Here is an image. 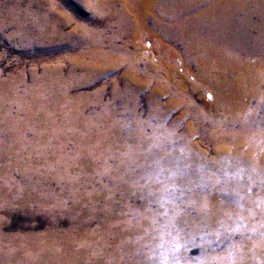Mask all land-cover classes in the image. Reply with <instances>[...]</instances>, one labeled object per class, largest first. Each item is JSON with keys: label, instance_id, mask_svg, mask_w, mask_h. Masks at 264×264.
I'll use <instances>...</instances> for the list:
<instances>
[{"label": "bare ground", "instance_id": "obj_1", "mask_svg": "<svg viewBox=\"0 0 264 264\" xmlns=\"http://www.w3.org/2000/svg\"><path fill=\"white\" fill-rule=\"evenodd\" d=\"M67 1L74 14L83 7L90 14L79 37L65 31L73 22L56 2L0 0V27L14 30L8 39L36 48L52 66L32 71L30 81L37 80L25 88L21 79L0 78L7 143L0 141V264H264V38L250 37L238 16L217 12L242 0L138 2L155 32L196 36L197 53L187 49L185 63L200 67L202 83H209L203 71L211 59L238 68L240 83L238 92L213 84L216 102L197 105L194 90L165 72V84L154 82L146 120L139 96L152 80L138 74L126 76L124 95L113 88L111 105L103 103V88L90 99L76 91L132 64L117 45L126 35L138 33L139 46L151 48L145 26L131 23L130 0ZM12 14L20 31L6 22ZM182 23L191 31L177 30ZM85 44L92 45L88 61ZM150 60L158 64L153 54ZM69 61L77 63L64 70ZM11 77L28 83L24 72ZM180 108L186 113L170 124ZM196 138L212 145V156ZM15 212L29 222L6 232Z\"/></svg>", "mask_w": 264, "mask_h": 264}, {"label": "rangeland", "instance_id": "obj_2", "mask_svg": "<svg viewBox=\"0 0 264 264\" xmlns=\"http://www.w3.org/2000/svg\"><path fill=\"white\" fill-rule=\"evenodd\" d=\"M51 1L56 2L62 9L68 12L66 15L63 16L65 20L67 18H70L73 22L72 25H68L65 28V31L67 32L72 30L75 32L77 37L81 36V33L79 32L78 28L80 27L81 24H87L85 21L90 16L89 13L83 11L87 7H83L80 10L78 9L80 13L79 14L76 13L77 14L76 15L74 14V11H77V9L74 8L76 7V5L73 1H67V0H51ZM104 1L107 2V0ZM130 2H131V7L133 8L132 12L130 13L131 23L143 24L145 26L141 29V31L147 32V35L150 37L151 48L148 49L147 47H144L142 49L139 46L138 33L134 35H130V34L126 35L120 41V43H117V45L123 47L122 54L126 52V55L122 57L123 62L128 61V62H132V64L130 66H126V64L120 66L116 72L111 74L110 77L108 76L109 78L107 76L105 78H101V77L97 78V75H89L85 71L78 70L75 74L92 79L97 78V81H93L90 79L88 81L89 86H85L76 90L79 94H84L85 96H88L90 99L94 92H96L100 88H103L104 89L103 103H108L111 105L113 88H117V91H119L118 93L120 95H124L125 94L124 85H123L124 79L126 78L127 75H130V77L127 78L126 80L127 81L131 80V78L134 75L138 74L140 78L150 81L152 80V82L148 84V87H145L146 89L144 88L145 91L142 92L139 96L138 115L141 118V120H146L148 118L149 110H150L149 100L154 95V91L156 87H159L156 86L154 82H156L160 78V81L165 84L163 78L166 76L165 74L169 72L177 76V79L180 80L184 89L188 91L194 90L193 94L195 95L197 105H203L204 103H208V101L209 104H214L216 102L217 97L213 91V84L214 87L223 86L230 92H238L240 90L239 69L233 66H220L215 62L214 59H211L206 63L207 66L203 71V75L207 76L210 84L204 82L202 83L200 79L201 76L197 77V73L200 74L199 71H201L200 67L199 66L190 67L185 63V59H187L185 52L187 51V49H188V53H187L188 55H191L194 52L197 53L196 50L195 51L191 50V48L194 49L195 47H192L190 41V38H196V36L194 34H189V37L186 38L181 36V34L179 33V34H175L174 35L175 39L172 40V35L171 33H169V35L171 36V40L170 42H168L167 37L169 35L166 32L161 31L160 29H158V31L155 32L152 29L153 27L152 25L144 24L145 21L149 22L150 20H152V15H149L144 19L145 8L138 9L135 7L138 5V2H140V0H130ZM136 12H139L140 15L141 13L143 14L141 16L142 18L141 21H136L134 17ZM217 12L219 13L220 16H224L223 15L224 12L230 13L229 15L231 17L238 16L242 25L244 26L245 30L247 31L250 37L262 36L264 38V0H242L238 4L230 2L227 4L224 10L218 8ZM4 13L5 12H2L1 14ZM82 18H86V20L83 21ZM15 20H16V15L12 14L10 18L6 20V22L11 24V27H15L17 31H20L16 27L17 25L14 24ZM95 21L98 22L97 24L102 25L101 20L95 19ZM26 23L29 24L28 21H26ZM177 30L191 31L188 23H182L177 28ZM13 32L14 30L12 29L3 30L0 27V78L2 79L1 82L21 79L22 84L20 85V87L23 88L29 87L33 84L35 80H37L34 79L30 81L31 72L35 71L39 75L42 72L41 67L43 65L48 66V64H46L45 60H40V56L37 55L38 51L36 50V48L25 47L22 43L19 42V40L17 41L9 40L7 35ZM91 46H92L91 44L89 45L85 44L80 49V51L86 55L85 61L89 60L87 53L90 51ZM100 46H103V48H109V45L105 40L101 41ZM144 49L149 50L147 51L148 55L145 54L146 51H144ZM196 49H198L199 51L198 47H196ZM152 54L157 59L159 65L153 64L151 62L150 56ZM249 62L250 64H255V62H257V58L254 56L250 57ZM76 63L77 62L74 61L67 62L64 65V70L73 67ZM260 65L264 66V58L260 60ZM48 67H52V66H48ZM19 72H24L28 83H24L23 78L11 77L17 75ZM165 102L166 99L163 98L161 100L162 105L158 108L160 113L166 111V108L164 106ZM3 104H4V100L0 98V106H2ZM185 113L186 112L184 111L183 108L175 110L172 116L169 118L170 124L173 123L176 117H182V115ZM116 114L118 118L123 117V110L117 109ZM2 124H4V121H2ZM179 127H180V129L178 130L179 133H184L183 130H185L186 126L183 123H181ZM92 132H95V130H92ZM2 136L3 134H0V141L3 142L4 144H7L6 141L2 139ZM195 141L201 145V148L203 150H207L208 153H210L209 154L210 156L213 155L212 145L203 144L200 138H196ZM94 181L98 182V178L94 177ZM28 222H29L28 218H26L24 215H22L19 212H15L10 218V223L8 228L6 229V232L19 231V229L21 230L22 226L27 224ZM43 223H44L43 219L40 217V224ZM41 228L42 227L38 228V230L42 231L43 228L42 230ZM198 241L199 240H196V245L194 249L192 248L190 250V254L192 257L198 255V247H199Z\"/></svg>", "mask_w": 264, "mask_h": 264}]
</instances>
